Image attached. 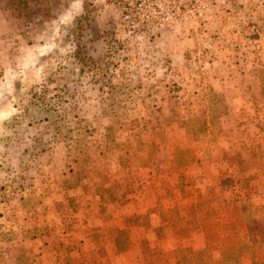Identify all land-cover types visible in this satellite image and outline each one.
<instances>
[{"label":"rangeland","instance_id":"rangeland-1","mask_svg":"<svg viewBox=\"0 0 264 264\" xmlns=\"http://www.w3.org/2000/svg\"><path fill=\"white\" fill-rule=\"evenodd\" d=\"M3 16L30 24L12 26L25 37L4 40L0 20L7 47L0 50V264L26 263L16 251L33 228L26 193L44 152L66 127L99 125L100 112L116 127L138 129L174 104L195 140L209 129L215 141L219 117L242 99L239 139L257 147L253 158L264 164V0H0ZM180 151L189 158V149ZM229 173L226 197L200 199L197 219L216 211L234 218L238 197L264 207V167H252L250 183H237L235 167ZM173 247L161 249L188 254ZM241 262L249 264L246 256Z\"/></svg>","mask_w":264,"mask_h":264},{"label":"crops","instance_id":"crops-1","mask_svg":"<svg viewBox=\"0 0 264 264\" xmlns=\"http://www.w3.org/2000/svg\"><path fill=\"white\" fill-rule=\"evenodd\" d=\"M0 20L8 33L4 40L26 36L12 26H27V20ZM238 103L242 99L219 117L215 141L209 129L210 141L195 140L174 104L162 106L144 128L116 127L104 112L92 128L88 122L83 128L66 127V137L44 152L48 158L28 186L33 228L19 241V258L25 255V264H153L154 249L205 247L195 223L199 200L224 199L222 183L235 178L232 167L242 179L237 183H250L252 167H264L253 158L257 147L239 139ZM186 148L189 158L180 154ZM196 186L203 189L197 192Z\"/></svg>","mask_w":264,"mask_h":264},{"label":"trees","instance_id":"trees-1","mask_svg":"<svg viewBox=\"0 0 264 264\" xmlns=\"http://www.w3.org/2000/svg\"><path fill=\"white\" fill-rule=\"evenodd\" d=\"M243 199L237 198L236 214L232 219H228L224 212L222 216L216 211L214 215H205L195 222L198 226L203 223L205 248H188V254L182 257L168 256L167 252L161 251L150 257L153 264H187L190 260H193L192 264H243L241 259L244 256L249 264H264V230L260 226V221H264V207ZM210 216L217 217L218 221L211 224ZM213 252H217V258Z\"/></svg>","mask_w":264,"mask_h":264}]
</instances>
